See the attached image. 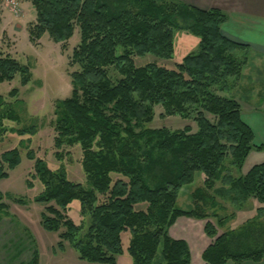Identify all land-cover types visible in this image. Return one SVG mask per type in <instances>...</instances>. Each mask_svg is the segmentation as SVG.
<instances>
[{
    "label": "trees",
    "instance_id": "obj_1",
    "mask_svg": "<svg viewBox=\"0 0 264 264\" xmlns=\"http://www.w3.org/2000/svg\"><path fill=\"white\" fill-rule=\"evenodd\" d=\"M30 1L36 9L31 39L47 32L62 43L76 28L81 35L71 59L78 65L71 73L72 91L55 104L54 128L58 148L81 145L88 186L69 179L64 169H51L32 149L27 153L35 159L31 177L44 184L34 197L44 204L41 224L58 232V248L64 249L68 242L83 260L116 264L124 252L123 233L130 231L127 248L134 264H192L188 242L169 234L180 216H190L206 219L204 230L213 238L202 253L204 264L262 259L264 206L238 227L221 233L218 229L228 219L218 213V196L236 205L250 197L264 202V161L243 174L232 172L263 144L254 142L240 101L222 93L241 78L250 49L222 33L228 14L217 6L202 8L176 0ZM175 29L198 35V51L173 68L135 63L134 56L147 53L172 57ZM18 73L23 85L30 81L28 65L0 54V82ZM17 91L13 88L10 94ZM5 103L0 95L1 119L19 120V114ZM155 105L163 107V115L194 120L197 130L191 124L175 130L146 126L153 120ZM4 130L0 121V131ZM57 155L61 157V151ZM21 161L17 147L2 152L0 179L9 176L4 164L14 169ZM197 171L204 173V188L194 190L193 208H180V190L194 181ZM27 185L33 187L31 178ZM14 200L28 203L23 196ZM74 200L80 201L81 214L90 218L84 232L67 213ZM8 208L0 191V220ZM27 264H39L36 248Z\"/></svg>",
    "mask_w": 264,
    "mask_h": 264
},
{
    "label": "rangeland",
    "instance_id": "obj_2",
    "mask_svg": "<svg viewBox=\"0 0 264 264\" xmlns=\"http://www.w3.org/2000/svg\"><path fill=\"white\" fill-rule=\"evenodd\" d=\"M195 5L201 2L207 4L213 0H176ZM254 1L255 4H254ZM259 1L261 3L259 5ZM195 2V3H194ZM233 4L238 0H233ZM264 0H248L249 8H264ZM254 4V5H253ZM255 7L253 9H255ZM226 10V9H225ZM36 20V9L30 0H0V54L11 55L31 70V79L27 84L21 83L20 73L12 80L0 82V95L5 98V105L11 106L19 114V120L8 119L0 112L4 131H0V156L2 152L17 147L20 149L22 161L14 169H8L9 176L0 179V191L3 201L8 204V214L0 220V264H27L32 256V248L39 253V264H105L90 262L79 257L78 251L68 242L64 249L58 248L59 234L56 231L46 230L41 224V212L44 204L34 200V197L44 189V184L34 173L35 159L28 157L32 149L35 156L43 158L53 170L64 169L69 179L82 182L88 186L84 171L83 150L79 143L64 144L58 148L55 142L54 128L55 104L57 100L70 96L72 91L71 73L78 69V65L71 63L73 49L80 42L79 28L66 42H55L49 33L40 39H31L30 26ZM199 36L185 29L174 30L175 50L170 58H163L153 53L134 56L135 63L140 66L149 62L173 68L181 62L184 56L199 49ZM122 52V48H118ZM248 63L243 68L241 78L233 87L242 103L243 112H246L249 103L247 98L259 97L264 93V54L254 48L248 51ZM111 73L116 72L111 69ZM13 88H18L15 95L10 94ZM223 92V91H222ZM229 91L228 93L230 94ZM227 93V94H228ZM230 96V95H228ZM232 96V95H231ZM2 108V106L0 105ZM163 107L154 106L153 120L146 124L149 127L166 126L172 130L183 128L191 124L197 130V123L192 119L179 115H163ZM35 125L33 132H20L19 129ZM61 151V157L57 152ZM229 160V157L226 161ZM264 161V150L255 149L246 159L242 168L232 167L235 175L243 174L255 163ZM115 176V174H114ZM32 179L33 187H28V179ZM204 173L197 171L193 182L185 184L177 199V205L183 209H190L197 203L193 192L198 187L204 188ZM220 182H217V185ZM203 195L205 194V189ZM212 194V190L207 191ZM208 194V195H209ZM23 196L28 203L22 204L14 200ZM138 207L143 206L137 205ZM234 211L233 206L226 209L219 207L218 213L226 215ZM73 220L86 230L89 216L81 214L80 201L74 200L67 210ZM248 215V214H247ZM245 215L244 217H246ZM231 220L240 223L239 218ZM207 221V220H206ZM216 221V219H213ZM242 221V220H241ZM204 220L190 216H180L169 228V234L174 238H185L194 257V264L201 262V250L206 246L208 235L204 230ZM208 236V237H207ZM130 231L124 232V252L118 255L116 264H134L133 257L128 251Z\"/></svg>",
    "mask_w": 264,
    "mask_h": 264
},
{
    "label": "crops",
    "instance_id": "obj_3",
    "mask_svg": "<svg viewBox=\"0 0 264 264\" xmlns=\"http://www.w3.org/2000/svg\"><path fill=\"white\" fill-rule=\"evenodd\" d=\"M232 1L233 0H213V2L207 4H202L199 2L195 5L202 8L217 6L223 9L228 14L229 18L221 26L222 33L235 41L246 43L251 49L254 48L256 51H260V53L264 54V8L260 9V7H258L261 5L260 1L257 7L254 6L255 9H253L254 7L249 8L250 5L248 4V0H238V2L235 4H233ZM251 1L253 2V0ZM255 2L256 1H254V4ZM233 89L234 88H231L230 90L223 91L222 93L230 96L232 95L240 101L237 94H234L235 92ZM229 91L232 92L229 94ZM258 95L259 97L257 99L251 97L246 99V102L249 103V107L247 108L246 112H243L242 108V116L254 131V142L256 145L263 144L261 149H257L261 152L264 150V93ZM254 150L255 149L251 150L248 157ZM220 185L221 184H218V186ZM217 201L221 208L226 209L227 206H233L234 208V211L226 214L228 219L225 224L218 228L220 233L224 230L233 229L243 224L248 219L256 216L258 207L264 206V202H259L253 197L248 198L245 202H243L242 205H236L230 199L223 196H218ZM239 215H243V217L239 218L240 223L234 221V225H231L230 221L238 218ZM245 215L247 216L244 217ZM202 220H204V223H206V219ZM212 241L213 238L208 237L205 244L206 246H204V248L201 250V258L203 251ZM192 264H194L193 253ZM198 264H204L203 258ZM227 264H264V257L260 260H245L241 263H236L235 261L229 260Z\"/></svg>",
    "mask_w": 264,
    "mask_h": 264
}]
</instances>
